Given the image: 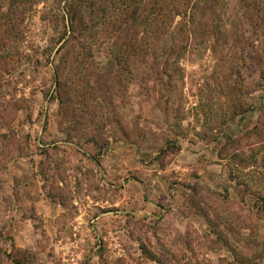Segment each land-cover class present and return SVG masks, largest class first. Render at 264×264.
<instances>
[{
    "label": "rangeland",
    "instance_id": "rangeland-1",
    "mask_svg": "<svg viewBox=\"0 0 264 264\" xmlns=\"http://www.w3.org/2000/svg\"><path fill=\"white\" fill-rule=\"evenodd\" d=\"M249 1L214 2L215 50L167 8L132 80L92 102L75 84L72 111L45 95L53 70L34 51L59 0L30 9L0 57V264L12 244L31 264H264V28ZM106 29L78 71L104 72Z\"/></svg>",
    "mask_w": 264,
    "mask_h": 264
},
{
    "label": "trees",
    "instance_id": "trees-1",
    "mask_svg": "<svg viewBox=\"0 0 264 264\" xmlns=\"http://www.w3.org/2000/svg\"><path fill=\"white\" fill-rule=\"evenodd\" d=\"M39 1L0 0V57L6 58L11 54L10 52L15 51L13 43L22 41L21 24L24 16ZM169 1L59 0L60 7L54 16L53 34L50 35L44 47L34 49L36 52L40 50L41 57L45 58L43 66H51L53 70V82L50 88L44 91L45 95L50 94L52 100H57L62 108L68 107L72 111L71 93L78 90L75 84L83 89L81 91L82 100L92 102L101 96L105 97L110 88L114 86L110 87L107 84L110 77L115 80L121 76L125 80H132V60L144 55L148 50L145 37L140 38V34L144 35L146 32L151 34L155 29L153 21L156 17L162 16L167 8L184 18L185 23L179 28L181 33L187 31V34L208 38L206 40H210L212 50L219 46L220 41L226 42L228 31L219 23L220 19L218 22L215 21L214 2L216 0ZM62 2L63 5H61ZM248 5L256 11L257 23H252V17H250L254 31L264 28L263 9L256 4L253 5L252 0L246 3L247 7ZM100 26L107 28V40L110 39L109 45L105 47L104 72L102 68L97 69L96 65L93 66L92 73L78 71L81 70L79 68L85 58L91 60L94 57L92 47L94 33L92 31ZM57 58L59 61L55 63ZM69 58L73 64L67 66ZM67 68L75 75L78 74L76 82L61 79L63 71ZM262 75L260 79L264 80V72ZM259 85L263 87L264 81H259ZM228 142L235 143L232 139ZM175 146L168 144L162 152L174 149ZM7 257L12 264H31L34 254L29 249H22L12 244V251L7 254Z\"/></svg>",
    "mask_w": 264,
    "mask_h": 264
}]
</instances>
